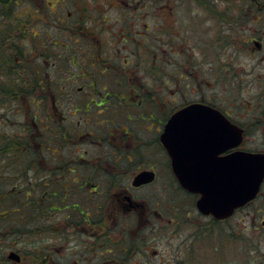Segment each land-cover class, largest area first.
<instances>
[{
  "label": "flooded vegetation",
  "instance_id": "flooded-vegetation-1",
  "mask_svg": "<svg viewBox=\"0 0 264 264\" xmlns=\"http://www.w3.org/2000/svg\"><path fill=\"white\" fill-rule=\"evenodd\" d=\"M172 1H0V264H180L205 215L174 159L215 175L238 150L264 152L252 144V118H238L217 90L218 50L231 42L207 56L184 51L171 87ZM178 1L185 35L230 37L241 11L258 23L247 31L262 48L264 0ZM192 103L222 113H185L168 134ZM174 189L193 207L176 205Z\"/></svg>",
  "mask_w": 264,
  "mask_h": 264
},
{
  "label": "rangeland",
  "instance_id": "rangeland-1",
  "mask_svg": "<svg viewBox=\"0 0 264 264\" xmlns=\"http://www.w3.org/2000/svg\"><path fill=\"white\" fill-rule=\"evenodd\" d=\"M236 2L237 7L243 6V1L236 0ZM170 5L172 8L168 9V38L173 39L171 44L174 46V54L168 53V76L171 78V87L175 88V79L180 77L179 62L176 58H181L184 51L194 56L198 52L204 51L207 56L212 54V45H222L224 40L231 42L232 47L222 46L221 48L219 46L221 49L218 50L220 59L216 66L220 67L221 76L217 90L220 99L229 100L221 103L229 102L227 108L236 113L238 118H243L244 114L252 118L250 124L254 138L252 144L254 148L264 147V37L258 38L262 43V48L259 49L254 42L255 38L250 41L251 38L247 31L249 25L252 30H255L258 23L253 22V19L245 21L246 17L241 11H238L239 16L236 17V20H243L244 23H239L241 24L238 27L240 30L233 29L230 37L224 36L227 34L223 31H216L211 35H185L182 32L184 22L180 1L173 0ZM254 6L251 14L256 19L255 16L258 12ZM228 65L231 82L227 81L225 77L227 69L222 70L223 66L227 67ZM206 84L209 85L207 82ZM181 198L174 189L173 200L176 205L178 203L184 207H193V202L186 199V204H181ZM11 199L15 200L10 196L3 200V205H8ZM263 214L264 187L261 195L255 201L237 210L232 217L220 223V227L216 230L208 228L207 221L210 218L207 216L204 217V220L199 219V222L203 223V229L200 230V235L190 242L185 261L187 264H243L245 260L256 259L264 264V255L258 256L264 254ZM182 221L186 225L197 223L195 217L185 216Z\"/></svg>",
  "mask_w": 264,
  "mask_h": 264
},
{
  "label": "water",
  "instance_id": "water-1",
  "mask_svg": "<svg viewBox=\"0 0 264 264\" xmlns=\"http://www.w3.org/2000/svg\"><path fill=\"white\" fill-rule=\"evenodd\" d=\"M260 46L259 42H256ZM175 113L167 126V132L170 134L175 131V126L179 120L189 117L185 113H222L220 110L211 108L202 103H192L185 106ZM197 120L204 119L207 116H190ZM222 121L227 119L223 114H218ZM228 126V123H222ZM232 128L237 132V144L241 143L243 129L239 125L232 124ZM228 131H230L228 129ZM227 128H223V133H228ZM177 133V132H176ZM169 147L174 145L168 143ZM186 165L176 162L174 159V169L179 177L180 184L187 190L200 193L197 199V207L204 215H213L217 219H225L232 216L236 209L244 206L257 197L264 182V152L249 150H238L231 156H227L220 164L221 172L215 175H203L199 165L189 166L193 168L190 172L184 170ZM142 173L141 175H145ZM144 178H138L142 182ZM264 225V219L262 221Z\"/></svg>",
  "mask_w": 264,
  "mask_h": 264
},
{
  "label": "trees",
  "instance_id": "trees-1",
  "mask_svg": "<svg viewBox=\"0 0 264 264\" xmlns=\"http://www.w3.org/2000/svg\"><path fill=\"white\" fill-rule=\"evenodd\" d=\"M1 1V0H0ZM255 7V6H254ZM12 60V58H11ZM21 90V86L19 85H16L14 88H12L11 91L13 92H17L19 93V91ZM15 104V103H14ZM30 104H32V102H30ZM3 202V201H2ZM3 205V203H1ZM225 220H218V219H215V218H211L207 221L209 227L208 228H211L213 230H216L217 228L220 227V223L224 222ZM252 251V250H251ZM257 252V251H256ZM264 253V252H263ZM261 255H264V254H259L258 256L260 257ZM180 264H187L186 261L184 262H181ZM243 264H261V261L260 260H256V259H248V260H245L243 262Z\"/></svg>",
  "mask_w": 264,
  "mask_h": 264
}]
</instances>
